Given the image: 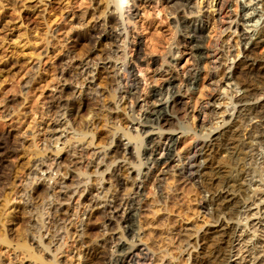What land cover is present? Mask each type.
<instances>
[{
  "label": "rangeland",
  "instance_id": "374dc122",
  "mask_svg": "<svg viewBox=\"0 0 264 264\" xmlns=\"http://www.w3.org/2000/svg\"><path fill=\"white\" fill-rule=\"evenodd\" d=\"M109 1L0 0V145L2 146V141L6 140L8 144H13L17 147L15 152L9 154H6L0 148V258H3L6 264H30V262L31 264H55L57 263L54 260L55 257L56 259L58 258L59 264H80L87 260L88 257L85 258V256L89 255L97 245L104 243L112 232L118 230L115 227L117 226L115 223L109 226V229H106L104 226L103 212L99 209L89 207L87 204L90 195L85 189L86 186L90 188L94 184H102L104 186V193L116 189H114L115 183H112L111 186V181L107 173H105L104 181H101L100 184L97 183V173L99 171L101 172L105 166L100 167L99 170L96 169L94 164L84 167V164L82 166L79 163H75L77 159L73 157L74 146L80 142L79 136L81 135L78 134L79 132L87 131L90 135L96 134L92 138L94 143L87 142V140H91L92 136L84 139V142H82L87 148L84 153H87L85 155L86 161L91 160L93 162L98 159L96 155H91L90 152L94 153V150L99 152V150L102 151L108 148L111 145L112 132L118 128L117 125L121 124L120 122L116 125L113 124L108 120L107 116L110 111L109 107L112 106L118 97L117 86L114 84V81L112 83V78L109 77L111 71H107L104 68L105 63L102 59L107 56L109 57L108 49H110L111 42L109 41L111 40L102 38L103 40H100L99 43H94L95 41L91 36L95 32H93L95 23L96 27H98L97 32L101 31L104 27V22H101V20L108 13L107 5L109 4L107 3ZM134 1L130 0L127 2L128 4H131V2L136 3V9L134 11L135 17L133 16L130 24L140 34L143 57L151 60L155 57L158 60L157 67H160L161 61H163L164 57L170 51L171 53H176L175 57H178L184 51L185 47H178L175 41L180 35V32L184 30L185 35L188 36L186 28L184 29L183 26H178L175 21V14L173 15V11L178 4L173 3L171 6L172 3H167L166 0ZM119 2L120 4L124 3L126 5L124 0H116V4L119 5ZM186 2V6H178L179 10H186L187 13L191 12L190 14L195 13L197 11V0H187ZM245 2H247V9L243 13L244 19L238 24H236V20L235 22L233 21L231 28H228L233 16L241 13V4ZM263 9L264 4L261 3V0H229L227 8L220 16L222 20H220V24L227 27L226 30L220 33L216 29L217 22L214 21V16L212 25H209L206 37L203 40L204 45H208L211 37L218 36L220 37L219 40L221 41L222 47L226 49V54L228 53V60L220 66L219 75L220 77L224 76L223 78L228 75L227 79L231 83L219 88L221 91L216 95V103L214 106L219 112L224 111L227 107L231 108L232 104L229 103L231 101L230 97L234 96L237 92L240 93V88L236 83L237 76L247 75L251 78L260 69V67H254L251 70L247 67L248 70H245L246 67L244 65L242 66L241 63L240 68L235 69L233 63L241 59L243 49L249 48L253 39H255L256 33L264 18ZM241 29L246 33L243 38L240 34ZM94 46L97 48L95 49ZM93 48L95 49L94 53H92ZM86 54L92 55L91 60L93 61V65H95L93 66L95 78L92 84L95 88L89 89L88 91H97L95 92L96 97L95 99H88L84 102H81L79 98L76 99L77 106L80 107L76 106L75 110L72 111L74 113H70L63 120L64 125L58 128L59 130L52 140L47 139L46 135L44 136L46 133H44L43 127H46V123L50 121V117H54L51 112L48 113L47 108L51 104L54 95L59 94V90L62 88L61 84L64 82L69 83V85L72 84L63 92L64 96L68 95L67 97L74 95L72 93L74 89L76 91L80 89V84H78L76 79L74 80L71 77L73 80L71 81L68 75L60 76L62 65L70 57L80 58ZM205 54H200L195 59L192 58L194 61L186 64H184L185 58L178 66L180 71H188L190 69V71L195 72V75L187 74V76H192L193 81L191 80L190 88L185 86L183 89L184 98L187 102L184 106L185 108H180L173 112L168 110L170 116L174 117L175 122L170 124L172 126L166 125L164 131L171 133L176 138V143L172 148L174 153L184 154L194 146L195 131L198 134L200 133V136L203 135L202 137L206 135V130H204V134V131L200 129V122L196 115L197 113H195L199 104L202 101L208 100L211 94V90L206 87L211 65L208 63L206 57H204L206 56ZM185 55L187 57L190 56L188 53H185ZM256 55L258 57L264 55V44L257 48ZM112 58L117 60V57L112 56ZM147 67V64L143 63L136 68V73L140 77V88L145 86L151 87L153 84L160 82L159 79H156L160 75L154 74L150 69L149 71L148 69H144ZM153 67L156 66L154 65ZM67 90H70V95ZM169 95L164 90L159 95L160 98L159 96L158 98L166 101ZM260 96L256 95V100L260 99ZM133 116L136 123L143 120L141 110L135 111ZM219 118V115L217 118L215 117L213 127L216 126L214 125V121H218ZM242 121L245 127L248 122L246 120ZM207 125L210 126L211 124L209 123ZM135 126L137 127V124ZM135 126V129H131V131L137 133L138 130ZM138 129L140 131V126ZM163 129H159V131L161 132ZM155 130L157 131L158 129L154 128L153 132ZM157 132L156 134L159 133ZM56 139L60 142L59 146L62 145L64 147L61 152L55 149L57 147L55 145L57 144ZM247 140L253 144L249 142V145L244 147L247 155L244 153L245 158L243 156L239 164L237 166L235 165L236 168H233V173L236 174L240 169H246L248 172L251 171L250 177L255 178L257 181H247L246 185L236 187H240L237 189L238 191H235L239 195L238 198L240 200L243 198L247 202L246 205H249L242 212L238 211L231 215L230 213L223 215L217 210L218 208L213 203L215 201L212 200V195L207 189H203L202 187L203 185H210L207 177L214 171V165L225 160L224 155L220 154L221 151L216 154V158H212L215 162L211 159L213 163L207 164L206 166L208 168L206 167L201 170L200 174L202 176L199 175L201 177L198 178L199 183L196 184L191 180L189 181V179L182 180L180 178L178 175L180 166L178 157L171 164L165 163L164 161H159L153 165L150 164L153 174L144 180V189L142 190V199L146 204H144L143 209L135 217L133 224L137 227V232H140V234L142 232L144 234L148 233L146 237L151 236V238L155 239L154 241L157 240L156 243H158L157 245L159 247L171 248L172 251L170 250L171 252L169 251L170 253L166 254L164 259L158 262V264H190V261H186L188 252L195 253L193 251L195 249L193 246H188L187 252L183 251L182 253L179 250V246L182 243L178 245V238H190L195 233L194 236L199 235L198 237L202 241L206 236V230L212 228L210 225L217 220L220 223L230 220L232 225H237L238 231L240 230L239 232L237 231L238 235L242 234L241 239L235 242V249L230 257V264H254L253 261L256 260L254 258L258 255V261L260 260L258 264H264V202H262L264 201V193H262L264 192V143L261 142V140L264 142V136L260 140L250 137ZM64 141L65 143H63ZM45 142L47 143L45 144ZM76 146L78 145L76 144ZM51 149L52 151H50ZM43 152L48 155L59 153L60 157L57 161L53 159L46 160L48 161V166L51 167L53 173L58 172L60 174V172H66L68 175L66 184L70 189H76L79 186V192L77 191V194L72 199L71 197H66L68 202L65 199L64 211L67 210V213L58 222L53 220L54 215L53 209L51 208L53 204L59 201L58 197L53 191H48L44 186L45 184H42L43 176L39 172H36V170L35 172L31 170L35 161H41L44 155H47ZM204 152L203 154L205 155H202L201 158L208 159L209 151ZM143 160L145 161V159ZM58 166L60 170L56 172ZM161 169L164 170V173H161L162 175L159 179L160 187L158 189L154 175L158 174ZM85 170H87V173L84 175L80 174ZM53 180L54 178L51 179V182ZM218 185H215L218 190L224 187L223 184ZM207 188L212 190L210 187ZM159 192L163 195L162 200L158 195L160 194ZM79 193L84 195H80ZM201 201H204L209 207L212 206L213 209L211 211L205 210L201 207ZM88 208L89 212L85 214V209ZM258 209H260V212H257ZM77 225L78 228L83 227L82 242L76 240L78 237L73 235ZM67 228L71 229L67 230ZM198 232L199 234H197ZM188 233L192 235L190 234L189 236ZM38 236H40V239ZM35 238L36 240L39 239L38 241L44 238V242L42 243L44 245L42 247L44 246L45 249L47 247V251L37 246L34 242ZM137 238L135 239L138 240ZM206 240L210 242L207 243L206 247L208 251L210 249L209 247L212 246L210 244L213 243V240ZM245 240H247V243L245 242L243 244ZM46 241L48 245H45ZM192 241L194 242L195 240ZM250 243L256 244L257 247H248ZM246 248H249V251ZM54 253H56V256ZM80 253H82L83 257L79 256ZM99 263L97 262L95 264Z\"/></svg>",
  "mask_w": 264,
  "mask_h": 264
},
{
  "label": "bare ground",
  "instance_id": "6f19581e",
  "mask_svg": "<svg viewBox=\"0 0 264 264\" xmlns=\"http://www.w3.org/2000/svg\"><path fill=\"white\" fill-rule=\"evenodd\" d=\"M128 1L124 0L126 5H124V3L120 4V2L118 5L116 4V0H110L109 3H107L109 4L107 5L108 13L101 20V22H104V27L102 28L101 31L97 32L96 30L98 27H96V23H95V26L93 27L94 29L93 32L94 31L95 32L92 33L91 35L92 39L95 41L94 43H99L100 40L102 41L103 39L111 40L109 41L111 42L110 49H108L109 57L107 56L102 59L105 63L104 68H106L107 71L108 70L111 71L110 72L111 74L109 73L110 74L109 77L112 78L111 79L112 83L114 81V84L117 86L118 97L116 98L112 106L109 107L110 111L107 116H108V120L113 124L116 125L118 122H120L121 124L117 125L118 128H116L115 131L112 132L111 142H110L111 145H109L108 148L104 150L101 149L102 151L99 150V152H96L95 150L94 153L90 152L91 155L94 156L96 155V158L98 160L93 162L91 160L86 161L85 155L87 153L86 154L84 153L86 152L87 148L82 143L84 142L83 141L84 139H87L90 136H92L91 140L90 141L87 140V142L94 143V140L92 139L96 135L94 133H93L94 135H90L89 133H87V131L81 133L79 132L78 134L81 135L79 136L80 142L76 143L79 147L76 146L75 144L73 150L74 153L72 152L73 157L77 159L75 163L77 164L79 163L82 166L84 164V167H88L94 164V166H96V169L99 170L100 167L105 166V168L101 172L97 171L99 173V174L97 173L96 176L97 183L100 184L101 181H104L105 173H107L109 175L108 178L111 181V186L112 183H115L114 189L115 188L116 189L115 190L112 189V191L110 190L109 192L107 191L104 193V186L102 184L101 185L94 184L90 188L89 186H86L85 189L88 191V194L90 195L89 202L87 204L89 207H92L94 209H99L101 212H103L104 226L106 229H109V226H112V224L115 223V225H117L115 227L118 230L112 232L110 237H108L107 239L105 238L106 240L104 243L102 244L98 243L99 245H97V247H95L89 255L85 256V258L88 257L87 260L85 259L86 260L85 262H81V263L79 262L80 264L82 263L95 264L97 262H100L99 264H158V262L164 259V256H166V254H169L172 251L170 247L169 248L159 247L157 245L158 243H156L157 240L154 241L155 239L151 238V236L146 237L148 233L144 234V232H142L140 234V232H137V227H135V224H133L135 217L137 216L139 211L143 209V206H145L144 204H146L145 201H143L142 199L143 196L142 190L144 189V180L148 176L153 174L150 164L152 165L157 164L159 161H164L165 163L171 164L172 161H174L176 157H178V162L180 164L178 175L182 180L189 179V181L191 180L196 184L199 183L198 178L202 176V174H200L201 170H203V168L206 167L208 168V166L206 165L211 163L213 160L212 158H216V154H218L219 151H221L220 154L224 155L225 160H223V162H219L222 161L219 160L218 161L219 163L214 165L213 168L214 171L211 172V174L207 177L210 185L207 186L203 185L202 187L203 189H207L208 192H210V194L213 197L212 200L215 201L213 203L216 204L218 208L217 210H219L223 215L228 213H230L231 215L232 213H236L238 211L242 212L249 204L246 205L247 202L246 200H243V198L241 200L238 198L239 195H237L236 194L237 192L235 191H238L237 189H239L240 187L239 188L236 187H238L239 185H246L247 181L255 180V178L253 179L252 177H250L251 171L248 172L246 169H240L239 172L235 174L233 173L234 171L233 168L235 167V165L237 166L239 164V161L242 160L243 156L245 158L244 153L246 151H244V147H247L249 145V142H251L249 141L251 139L247 140L248 137L256 138L260 140L264 136V55L262 56L260 55L261 58L260 56L258 57L256 55L257 48L264 44V18L260 24L259 30L256 33V37L255 39H253L250 47L244 48L242 51L243 53L241 59L233 63L235 69L240 68V63L242 64V66L244 65L246 67V68L243 67L245 68V70H248L247 67L250 68L251 70L254 67L255 68L260 67V69H258L257 74H254L255 76L251 78L248 77L247 75H246L247 77L239 76V75L237 76L236 83L240 88V93L237 92L236 94H234V96L230 97L231 101L229 103L232 104L231 108L227 107L224 109V111L219 112L217 108H215L214 106L216 103V95L217 93H220L219 91H221L219 90V88L224 87L226 86V84L228 85L231 83L230 80L227 79L228 75H226L225 78H223L224 76L220 77L219 75L220 66L222 64H225L226 61L228 60V53L226 54L225 47H222L221 41L219 40L220 37L218 36L211 37L207 46L204 45L203 40L206 37V33L209 28V25L212 23L213 16L215 17L214 21L217 22L216 29H218L220 33H223L224 30H226L227 27H224V25L220 24V22L222 21L220 16L221 13H223V11L227 8L229 4V0H197V11L194 10L195 13L192 14H190L191 12L187 13V11L184 8L183 9L185 11L179 10V7L187 5L186 2L187 0H166L167 3H172L171 6L173 5V3L178 4L179 7L177 6L174 9L173 15L175 14L176 24L178 26H183L184 29L186 28L188 36L185 35L184 32L185 30L183 32H180V35L178 36L175 42H177L178 47L184 46L185 47L184 51H182V53L178 57L176 56L177 58L175 57L176 53L175 54L171 53V51L168 54L166 53L167 55L164 57L163 61H161L162 63L160 64V67L159 66L157 67L158 60L155 57L151 60L148 58H144L142 55V47H141L142 40L140 34H138V32L130 24L135 14L134 11L136 9L135 7L136 3L134 4L133 2H131V4H128L127 3ZM145 1H149V0H145ZM247 2L241 4V13L233 16V19H231L232 21L229 24L228 28H231L233 21L235 22L236 20V24H238L242 19H244L243 13L247 9L246 7ZM261 3L264 4V0H261ZM240 34L242 38L245 37L246 35L243 29L240 30ZM94 48L92 53L95 52V49L97 47L95 49ZM186 50L187 52H185ZM185 53H188V55L190 56L187 57ZM204 53H206L205 54L206 56L204 57H206L208 63L211 65L210 66L211 69L209 71L208 78L206 81V87L209 90H211V94L209 95L208 100L202 101L199 104L195 113H197L196 115L198 116V120L200 122L199 127L203 131L206 130V135L205 137H202L203 136L202 134H201L202 136H200V133L198 134L195 131L194 133L196 137L194 136L195 137L194 146L188 149L184 154L174 153L172 148L176 143V138L171 133H167L166 131H164L166 125L172 126L170 124H173L175 122L174 117L170 116L168 110L169 111L171 110V112H173L177 109L185 108L184 106L187 104V102L185 101L184 98L183 89L185 86L190 88V84L193 81L192 76L195 75V72H193L192 70L190 71V69L188 71L185 70L180 71L178 69V66L185 58L186 60L184 64L189 63L190 61H194L195 57H199L198 55L200 54L202 55ZM112 56L117 57V60H114ZM91 57H92L91 54L88 55L86 54L85 56H82L80 58L78 57L76 58L73 56L67 59L65 64L62 65L63 67L60 70V76L62 77L68 75L70 76L69 80L71 79V77L72 79L74 78V80L76 79L78 84H80V89H78L77 91L74 89V91L72 92L74 93V95L71 94L74 97L73 96L67 97L68 95L64 96L63 92L66 91L68 86L72 85V84L69 85V83L64 82L61 84L62 88L59 90V94L58 95L55 94L54 98L52 97L53 99L52 100L50 99L51 104L48 105L47 111L48 113L51 112L54 117L53 118L50 117L49 119L50 121L46 123V127H43L44 129L43 131L44 133H46L44 134V136L46 135L47 139L52 140L53 137L56 136L55 134H57V131L59 130L58 128L64 125L63 120L66 117H68L70 113H74L72 111L75 110L77 106L76 99L79 98L81 102H84L88 99H95L96 97L95 92L97 91L95 92L93 90L88 91L89 89L95 88L92 85L95 78L93 72L94 71L93 66L95 65H93V61L91 60ZM192 58L194 59L192 60ZM143 63H146L148 66L147 68L144 69H148V71L150 69V71L153 72L154 74L160 75L158 78H156L160 80L159 83L153 84V86L151 87L145 86L143 88H140L139 85H141L140 84L141 82H140V77L136 73V68L137 66ZM154 65L156 67H153ZM187 74L192 76L191 77L187 76ZM72 79L71 81H73ZM164 90L170 94L166 101H162L159 99L160 98L159 95H161L162 92H164ZM256 95H261L260 99L256 100ZM137 110H141L143 120L138 121L136 123L133 115ZM218 115L220 118L218 119V121L217 120L214 121L215 122L214 125L216 126L213 127V120L215 119V117L217 118ZM242 120H246L248 122L247 125L245 124L246 125L245 127L243 126L244 124H242L243 122ZM209 123L211 124L210 126L207 125ZM135 124H137V127L135 126ZM134 126L138 130L137 133L131 131V129H135ZM139 126L141 128L140 131L138 129ZM154 128L158 129L157 131L159 133L155 130L158 134H156L155 131H154L155 133L153 132ZM159 129H163V131L161 130L160 132ZM65 141L63 143H65ZM261 142L264 143L262 140ZM46 143L47 142H45V144ZM56 143H57L55 144L57 145V147L55 148L56 151L58 152L63 151L64 147L62 145L59 146L60 142L57 140ZM2 144L3 145L2 146L0 145V148H2V150H4L6 154L13 153L16 151L17 147L13 144L12 145L8 144L6 140H3ZM50 151H52V149ZM204 151H209L208 159L201 158L202 155H205L203 154L205 153ZM53 155L47 154L46 156L44 155L43 160L35 161L33 163V168L31 170L32 171L34 170V172L35 170L36 172H39L43 176L42 180L44 183L42 182V184H45L44 186L46 187V189L48 191H53L58 197L59 201L51 206L54 215V216L52 215L53 220L55 222H58L60 219H63V215L67 213L66 212L67 210L64 211L65 209L64 203L66 202L65 199L67 200V198L70 197L72 199V197L75 194H77L76 192L77 191L79 192V186L76 189L73 188L70 189L66 184L68 178L66 172L65 171H64L65 173L60 172V174H58L57 172L58 170H60L59 166L56 169L57 173L52 172V169L50 166H48L47 164L48 161L46 160L53 159L57 161V159L60 157L59 153ZM143 159H145V161ZM213 162H215V160H213ZM86 171L87 170L81 172L80 174L84 175L85 173H87ZM161 173H164L163 169H161L158 174L154 175L155 180L157 181L158 189L160 187L159 179L162 175ZM199 175L201 176L199 177ZM53 178L54 180L51 182V179ZM256 179L258 178L256 177ZM218 184H223L224 187L218 190L215 187V185ZM207 187L212 188V190L208 189ZM50 195L52 196V194ZM158 195L162 200L163 199L162 193ZM201 205H202L201 207L207 211H211L213 209L212 206L209 207V205H206L204 201H201ZM249 209L251 208L249 207ZM88 212H89V208L85 209V214H87ZM257 212H260V209H258ZM228 217L226 218L228 219ZM64 218L66 219V217ZM217 221H215V223L210 225L212 228L210 229L208 228V230H206L207 231L206 236L203 238L202 241L200 240L201 238L198 237L199 235L194 236L195 233L190 238L189 237L183 239L180 237H179L180 239L178 238L177 240L179 241L178 245L182 243V245L179 246V250L182 251V253L183 251L187 252L188 246H193L195 249L193 250L195 253L188 252V258L186 259V261L188 262L190 261V264H230V257L232 256L233 251L235 249L234 246L235 242L241 239L242 234L238 235V232L240 230L238 231L237 225L234 224L232 225V222L230 220H228L229 222L225 221L223 223ZM77 228L78 225L73 235L75 237H78V239L76 240L82 242L83 240L81 239V236H82L83 227L81 226L80 228L78 229ZM68 229L70 230L71 228H67V230ZM197 234H199V232ZM38 237L40 239V236ZM135 238H137L138 240H136ZM39 239L36 240L35 238L34 242L37 244L38 247H42V245H44L42 244L44 242L43 240L44 238H41L42 240L38 241ZM206 239L213 240V243L211 241L212 244H210L212 246L209 247L210 249L208 251L206 247L209 241L207 242ZM192 240H195L194 242L196 243L194 244ZM247 240H245L243 244ZM45 245H48L47 241ZM250 246L257 247L256 244H252V243L248 245V247ZM42 248L44 250L47 249V247L45 249L44 246ZM246 250L249 251V248H246ZM56 253H54L55 256ZM79 256H82V253H80ZM57 259L56 257L54 258V260L57 261V263L59 264V261ZM258 259H259V255L255 256L254 258L255 261H253V263L258 264V262L260 261V260L258 261ZM0 264H6L3 258H0Z\"/></svg>",
  "mask_w": 264,
  "mask_h": 264
}]
</instances>
